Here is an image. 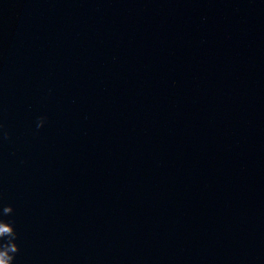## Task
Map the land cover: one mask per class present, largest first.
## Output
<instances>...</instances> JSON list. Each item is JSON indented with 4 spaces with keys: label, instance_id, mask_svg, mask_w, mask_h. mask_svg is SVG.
Wrapping results in <instances>:
<instances>
[{
    "label": "water",
    "instance_id": "water-1",
    "mask_svg": "<svg viewBox=\"0 0 264 264\" xmlns=\"http://www.w3.org/2000/svg\"><path fill=\"white\" fill-rule=\"evenodd\" d=\"M10 262L264 264V0H0Z\"/></svg>",
    "mask_w": 264,
    "mask_h": 264
},
{
    "label": "clouds",
    "instance_id": "clouds-1",
    "mask_svg": "<svg viewBox=\"0 0 264 264\" xmlns=\"http://www.w3.org/2000/svg\"><path fill=\"white\" fill-rule=\"evenodd\" d=\"M14 238H15V234H14ZM18 251H19V249H18ZM13 259H15V257H13ZM10 264H11V262H10Z\"/></svg>",
    "mask_w": 264,
    "mask_h": 264
}]
</instances>
